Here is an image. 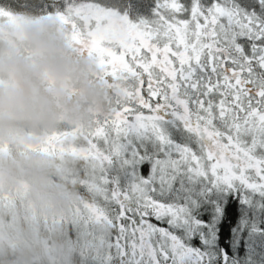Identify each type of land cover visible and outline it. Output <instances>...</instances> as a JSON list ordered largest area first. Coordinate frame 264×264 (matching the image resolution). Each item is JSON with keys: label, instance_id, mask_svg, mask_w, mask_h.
Returning <instances> with one entry per match:
<instances>
[{"label": "snow or ice", "instance_id": "6c2138e0", "mask_svg": "<svg viewBox=\"0 0 264 264\" xmlns=\"http://www.w3.org/2000/svg\"><path fill=\"white\" fill-rule=\"evenodd\" d=\"M19 7L68 24L71 42L96 57L100 74L125 84L114 110L73 148L84 164L85 227L109 228L92 264H214L210 251L186 240L193 226L210 237V222L196 217L204 192L194 182L204 191L264 194V0H36ZM141 9L148 14L129 15ZM23 15L11 0L0 4V18ZM133 133L158 146L150 178L135 174L147 153L138 145L129 156ZM69 134L80 135L58 131L49 147Z\"/></svg>", "mask_w": 264, "mask_h": 264}, {"label": "clouds", "instance_id": "9594fccd", "mask_svg": "<svg viewBox=\"0 0 264 264\" xmlns=\"http://www.w3.org/2000/svg\"><path fill=\"white\" fill-rule=\"evenodd\" d=\"M124 81L105 78L55 19L0 18V189L26 186V198L59 213L77 198L67 161L27 145L65 122L86 126L114 107ZM8 215L5 211L4 216ZM0 264H70L74 242L61 227L44 233L0 216Z\"/></svg>", "mask_w": 264, "mask_h": 264}, {"label": "trees", "instance_id": "16d2710c", "mask_svg": "<svg viewBox=\"0 0 264 264\" xmlns=\"http://www.w3.org/2000/svg\"><path fill=\"white\" fill-rule=\"evenodd\" d=\"M7 2L9 0H0V4ZM33 2H36V0H11L16 12L18 14L24 13L23 17L34 16L40 19H55L59 22L55 17L40 15L19 7V5ZM131 2L135 4L138 0H131ZM93 7L101 8L102 5L95 4ZM109 11L119 16L123 14L124 9L109 8ZM147 14L148 11L146 9H141L139 12H129L130 16ZM77 24L83 28L84 22L77 20ZM62 26L67 29L70 38V26L68 24H62ZM98 117L100 116L93 117L92 124ZM77 126L80 128V133L89 128V126ZM66 128H68V123L62 122L54 128L44 130L40 135L48 136L54 130H64ZM140 148L145 152L147 150L145 147L142 148V146ZM139 163L142 164L141 168H144L141 171L142 175H147L149 161L144 158ZM78 170V177L83 179V169L78 168ZM73 187H75L77 192L80 191L81 194L87 197L81 184H74ZM212 198L203 196L202 203L196 213L199 219L210 222V237L206 238L208 236L206 230L197 228L193 234H187L186 240L188 244L192 247L204 248L210 251L214 257V264H259L257 260H259L260 249L264 245V229H262L264 227V224L262 225V219H264L263 198L252 197L249 193L242 197L239 189L235 191L229 190V193L224 194V196L217 195L215 197L218 198L219 212L216 211L215 201ZM260 204L263 208L261 210L257 208ZM67 232L69 233L67 236L69 242H74L75 245L72 250L70 264H92V259L89 257V248H82L83 251H80L81 240L76 243L71 226L67 227ZM105 246L107 247V244Z\"/></svg>", "mask_w": 264, "mask_h": 264}, {"label": "rangeland", "instance_id": "374dc122", "mask_svg": "<svg viewBox=\"0 0 264 264\" xmlns=\"http://www.w3.org/2000/svg\"><path fill=\"white\" fill-rule=\"evenodd\" d=\"M6 18L10 20H15L13 18H10L8 16H5ZM22 18H24L22 16ZM61 26L62 23L58 22ZM85 27V24L83 25V28ZM67 30V29H66ZM124 88L120 89V93L122 94ZM114 110V109H113ZM112 110V111H113ZM111 111V112H112ZM110 112V113H111ZM106 115H100V117H103ZM62 123V122H61ZM91 122L86 126H91ZM68 130L70 133H79V136H74L72 134H69L67 136H63L58 139L57 146L55 147V150L49 147V143L53 137V134H55L58 131L61 130H54L50 135L48 136H41V139L36 144H29L27 147L34 148L40 152L46 153L47 155L60 160V161H67L69 165V174L67 176V180L70 183V185L74 184H81L83 179H80L78 177V168L84 169V164L82 162L81 157L77 154V152L73 151L74 146H83V141L80 138L82 136L83 132L80 133V128H78L77 125L68 124V128L64 129ZM132 151L129 152V156H131L136 149V147L139 145L142 148H146L147 155L145 158L149 161L147 165V175H142L141 171H143L144 168H141L142 164L139 163L141 160L136 162L134 165V171L135 174L139 177H149L151 176V173L154 170V164H153V156L159 155V152L157 150V145L150 141L147 137H141L139 134L133 133V139L130 140ZM14 148V145L8 143V142H0V153L11 151ZM80 162V164H78ZM77 163V165H76ZM78 167V168H77ZM77 170H76V169ZM83 171V170H82ZM83 173V172H82ZM194 186L197 187L198 190L204 192V197L206 198H212L213 201H215L216 208H218V198H215L217 195H222L229 193V190L235 191L236 189H225L223 187H216L211 189L210 191H204L206 188L205 185L200 184L198 180L194 182ZM83 188V187H82ZM84 190V188H83ZM241 191V196L244 197L249 193L252 197L257 198H263L264 200V194H260L257 192H253L251 190L245 191L244 189H239ZM85 191V190H84ZM77 198L72 202V204L69 206L68 209L59 212H49L46 211L42 207H37L34 204H32L27 198H26V186L21 185L16 187L15 189L11 190H4L0 189V216H3L4 219L11 220L13 222H19L21 224L23 223H31L39 228L41 232H48L52 228L61 227L66 231V235L68 236L69 233L67 232V227L71 226L74 232V236L77 241L81 240L79 250L83 251L82 248H89V257L92 259L95 254L99 251H104L106 249V244H108L109 240V228L103 224L99 223L94 226L92 230H89L85 227V201L88 199V197H85L83 194L77 192ZM257 208L259 210L262 208V205H258ZM5 211L8 213V215L4 216ZM197 217V216H196ZM198 218V217H197ZM264 224V219H262V225ZM197 229L196 226H193L192 231L189 232V234H193L195 230ZM264 229V227L262 228ZM113 236V240H114ZM0 240H2V237H0ZM192 247V246H191ZM193 248H199V247H193ZM259 264H264V245H262L260 249L259 254V260H257Z\"/></svg>", "mask_w": 264, "mask_h": 264}]
</instances>
